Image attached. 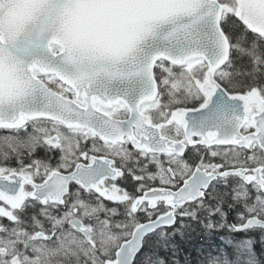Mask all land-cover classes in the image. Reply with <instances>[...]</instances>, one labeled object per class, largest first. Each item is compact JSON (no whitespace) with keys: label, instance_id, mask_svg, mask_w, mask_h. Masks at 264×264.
<instances>
[{"label":"snow or ice","instance_id":"snow-or-ice-1","mask_svg":"<svg viewBox=\"0 0 264 264\" xmlns=\"http://www.w3.org/2000/svg\"><path fill=\"white\" fill-rule=\"evenodd\" d=\"M0 264H264V0H0Z\"/></svg>","mask_w":264,"mask_h":264},{"label":"trees","instance_id":"trees-1","mask_svg":"<svg viewBox=\"0 0 264 264\" xmlns=\"http://www.w3.org/2000/svg\"><path fill=\"white\" fill-rule=\"evenodd\" d=\"M230 219H231V217H230Z\"/></svg>","mask_w":264,"mask_h":264}]
</instances>
